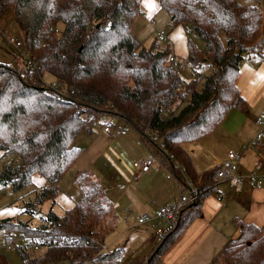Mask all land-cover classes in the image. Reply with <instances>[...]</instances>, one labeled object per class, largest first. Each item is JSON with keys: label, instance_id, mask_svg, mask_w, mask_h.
I'll return each instance as SVG.
<instances>
[{"label": "trees", "instance_id": "obj_1", "mask_svg": "<svg viewBox=\"0 0 264 264\" xmlns=\"http://www.w3.org/2000/svg\"><path fill=\"white\" fill-rule=\"evenodd\" d=\"M140 2L0 0V18L13 11L25 48L39 63L38 70H30L24 58L23 65L17 60L0 63V151L16 156L1 169L0 185L19 190L39 173L49 184L26 203L27 210L35 212L46 200L55 202L60 180L82 153L75 141L102 114L116 113L156 148L159 159L181 180L184 165L200 190L166 237L157 244L153 240L149 255L131 263L162 264L163 255L202 215L205 198L217 186L219 168L199 172L184 144L214 131L230 110L248 106L238 78L245 55L258 52L264 42V0L256 5L159 0L174 23L191 26L203 40V48L189 41L188 62L199 71L189 80L167 68L169 47L158 48L155 42L147 48L133 32ZM46 72L55 78V87L45 84ZM146 130L156 132L164 147L149 139ZM90 174L84 170L78 175L83 196L64 214L50 210L37 226L0 219L5 232L32 234L45 248L43 254L31 255L17 246L24 264L96 262L116 216L104 188ZM236 224L239 235L228 240L214 262L264 264V225ZM110 254L96 260H107ZM0 264H10L1 252Z\"/></svg>", "mask_w": 264, "mask_h": 264}, {"label": "crops", "instance_id": "obj_2", "mask_svg": "<svg viewBox=\"0 0 264 264\" xmlns=\"http://www.w3.org/2000/svg\"><path fill=\"white\" fill-rule=\"evenodd\" d=\"M246 5H256V2ZM142 9L144 10V8ZM143 10L140 8L132 26L133 32L140 39L143 38V29L139 26L141 21L148 22L154 31L167 26L170 22H173L174 27L183 25L188 30H193L191 26L183 23H174L167 12L165 16H154L148 19ZM153 18L155 19L154 24L151 23ZM169 39L171 40L168 36ZM201 41L204 45L202 39ZM159 47L161 46L159 45ZM164 47L162 46V48ZM168 47L171 48L170 41ZM170 52L175 54L172 49ZM192 68V65L189 66V71H193L194 68ZM190 73L193 75L194 71ZM238 86L247 101V108L245 110H230L214 131L196 141L184 144L185 150L191 156L199 172L215 167L220 168V162L226 157L229 150H241L242 145L249 142L261 129L256 118L264 114V57H261L258 52L245 55L241 63ZM124 129L126 131L123 132ZM97 131L92 129L91 133ZM86 133L84 132L78 138L79 141ZM125 136H130L134 141L138 140L139 142H141V138L145 144V146L142 144L143 153L131 159V162L146 156L149 152L158 154L154 146L147 143L124 119L118 117L109 132L105 130L97 132L88 142V146L82 149V156L80 155L77 159L79 167L89 170L94 166L95 156V159L99 157L105 159L108 166H106L104 174L110 176L105 193L114 207L117 205L119 208L122 199L120 200L115 192L112 195L108 190L112 192L113 188L117 187L121 188V197H125L124 205L131 207L127 208V211H132V213L136 211L138 214L146 211L151 212L159 205L174 201L179 195V189L175 180L167 176V170L177 176L175 172L159 159V154L157 157L160 163L154 164L147 172H138L133 163L132 165L126 164L121 159L119 152L122 153V150L118 147L119 142ZM112 147L118 148V151L111 150ZM239 166L244 174L252 171H264V138L254 147L242 152ZM80 170L78 168V172ZM72 171V177H74L75 170ZM136 175L137 178H135ZM64 177L65 175L60 180L59 187L63 186ZM95 179L97 180L96 177ZM66 184L68 183L65 182ZM79 189L81 190L80 187ZM80 190L78 188L74 190V195L78 198L77 201L83 196L82 190ZM114 207L113 213L117 216ZM237 220L254 223L258 226L264 225V187L253 188L245 179L236 182L234 186H231L227 181L217 179L216 188L204 200L202 215L192 221L179 239L163 255L162 264H219L214 262L216 256L229 239L236 238L240 233L236 224ZM152 244L153 232L149 253ZM104 251L107 252V249ZM148 255L138 259H144ZM138 259L129 261V264Z\"/></svg>", "mask_w": 264, "mask_h": 264}, {"label": "rangeland", "instance_id": "obj_3", "mask_svg": "<svg viewBox=\"0 0 264 264\" xmlns=\"http://www.w3.org/2000/svg\"><path fill=\"white\" fill-rule=\"evenodd\" d=\"M244 4H254L256 0H240ZM143 6V7H142ZM140 8H144L143 12L149 18L154 16H165L166 11H160L161 9L159 0H141ZM140 27L143 29V45L146 47H151L156 42V47L162 48V46L168 47L169 41L171 42L172 51L179 56L180 58L184 59L187 63L186 69L179 73L185 79L189 80L194 78L199 71L193 69L194 74L191 75L189 71V66L191 64L188 62V54H189V41L194 42L199 48H203L202 41L198 34L195 32V29L188 30L183 25H176L175 27L169 26L166 30L167 35L171 38V40L160 42L157 39V33L153 30L151 25L148 22L141 21ZM168 26V25H167ZM59 28H63L62 25H59ZM222 38L224 42H226V36L222 33ZM20 41L22 46L17 47L16 42ZM24 35L23 32L20 30L18 23L15 20L14 13L12 10H7L4 15L0 18V63H14L17 62L21 64L23 59V51H24ZM159 45L161 47H159ZM164 47V49H165ZM37 65L39 67V63L36 59ZM23 65V62L22 64ZM28 66V65H27ZM31 70V67L28 66ZM206 70L204 72L209 71V68L205 67ZM202 71V70H201ZM178 73V72H177ZM45 80V84L49 86L51 82L55 80V78L46 72L43 76ZM171 110H167L166 113H170ZM90 128L94 130H98L97 132H101L103 130L102 126L97 122L96 125L90 124ZM126 131L125 129L123 132ZM86 133L79 141H75V146H79L81 149L88 146V142L91 138L97 133ZM141 142L138 140H133L130 136L124 137L119 142L118 147L121 148L122 153L119 152L121 155V159L126 164H131V159L137 157L139 154L143 153L145 146L143 140L140 138ZM143 144V145H142ZM124 146V147H123ZM123 147V148H122ZM118 149V148H117ZM115 147H112L111 150L118 151ZM82 156V155H81ZM15 155L7 154L5 155L3 152L0 151V171L4 165L10 164L15 161ZM96 157V156H95ZM94 157V166L89 170H85L90 172L94 175V177L90 174L91 177L97 178L100 182L101 186L104 188L109 185V177L105 173L107 163L105 162L104 158H97ZM81 158V157H80ZM72 167V168H71ZM70 169L65 173L64 183L63 186L59 187V193L56 197V201L52 202L50 200L44 201L34 212L27 210L26 203L33 200L37 191L41 188L48 186L49 181L44 176L40 175L39 173H34L32 176V183L29 186H26L19 190H14L12 186L9 185H0V219L12 217L14 220H21V221H28L31 225L37 226L42 221L43 217L52 210L54 213L58 215H62L65 213L66 210L70 209L74 206L75 202L77 201V197L74 195L75 188H78L77 184V177L78 175L84 171L85 167H79L78 161H76ZM78 168L81 170L78 172ZM75 170V176L72 177L73 171ZM127 179V178H125ZM66 180V181H65ZM96 180V179H95ZM65 182L68 184L65 185ZM108 183V184H107ZM120 187L113 188V191L110 190L109 193L115 192L117 196H119L121 200V205L118 208L117 205L114 207L116 213V225L113 229L109 230L105 237V244L101 251L107 249V252H100L98 255L94 256V261H90L87 264H104L107 262H111L114 264V260L116 261L115 264H129V261L133 259L142 258L145 255H148L150 247H151V239H152V232L154 231V226L152 223L149 224H138V212L127 211V208L124 205L125 197H121ZM81 191V190H80ZM82 194V191H81ZM110 196V195H109ZM108 197V196H107ZM111 197V196H110ZM109 198V197H108ZM119 200V204H120ZM118 204V205H119ZM15 232V231H14ZM0 233H4V228H0ZM24 233V232H20ZM26 234V233H25ZM32 235V234H30ZM153 246V244H152ZM44 250V248H42ZM31 255H37L35 251L32 249L29 250ZM111 253L107 258V260H96L97 258H104L105 254ZM5 256L7 257L10 264H24L23 260L21 259L19 250H5ZM41 255V254H39ZM220 264H223L220 261Z\"/></svg>", "mask_w": 264, "mask_h": 264}, {"label": "built area", "instance_id": "obj_4", "mask_svg": "<svg viewBox=\"0 0 264 264\" xmlns=\"http://www.w3.org/2000/svg\"><path fill=\"white\" fill-rule=\"evenodd\" d=\"M151 23H155L154 18L151 20ZM172 23L173 22H170L168 26L156 29L157 39L160 40V42L168 40L166 30L169 26H172ZM16 44L17 47L22 46V43L20 41H17ZM47 44L48 43H46V45ZM23 46L24 51L22 56L25 60V65L30 66L31 70H38L39 67L36 62V57L31 56L30 51L25 48V45ZM258 54L261 57H264V42L261 44L258 50ZM165 64L168 69L178 73L183 72L187 66V63L183 59H180L177 55L173 53L169 55ZM45 74H43V76ZM49 86L55 87L56 80H54V82L52 81ZM118 117L119 115H117L116 113H104L99 118H97L96 121H93L90 124L96 125V123L98 122L102 126L103 130L109 132ZM256 122L261 127L258 133L254 137H252L249 142L243 144L241 150H229L226 157L220 162L221 167L217 171L216 175L218 180L227 181L231 184V186H234L236 182L245 179L253 188L264 187V171H252L247 174H244L240 170L239 166V162L242 158V152L254 147L258 142H260L264 138V114L258 116L256 118ZM90 124L85 130V132L87 133L92 132ZM146 134L149 139L159 144L160 147H164L163 142L158 137L156 132L146 130ZM170 156L173 157V154H171ZM156 163H160V160L158 159L157 155L152 152H149L146 156L135 160L133 162V165L138 170V172H147ZM180 170L182 172V175L184 176V180H181L179 177L174 176L169 170H167V176L175 180L178 185V197L172 202L159 205L151 212L146 211L138 214V224H153L154 244L161 242L166 237L170 229L178 222L183 210L187 206L194 203L199 197V187L193 182V180L186 176V167L184 165H181ZM135 178H137V175L135 176ZM17 246H22L27 249V251H29L30 249H32L36 253L37 251H39L37 255L44 253V250H42V248L44 247L40 244L39 240L35 236L27 235L25 233L20 232L4 231L3 234L0 233L1 253H4L5 250H17ZM46 264L55 263L52 261H48ZM60 264H67V261L61 262Z\"/></svg>", "mask_w": 264, "mask_h": 264}]
</instances>
